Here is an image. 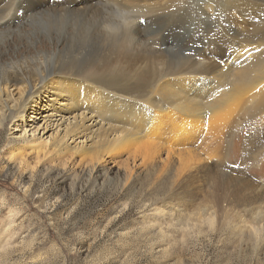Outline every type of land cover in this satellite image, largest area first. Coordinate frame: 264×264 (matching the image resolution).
<instances>
[{"label": "rangeland", "instance_id": "rangeland-1", "mask_svg": "<svg viewBox=\"0 0 264 264\" xmlns=\"http://www.w3.org/2000/svg\"><path fill=\"white\" fill-rule=\"evenodd\" d=\"M88 1L43 2L72 7ZM96 1L97 17L90 21L75 11L29 21L30 0H0V10L8 4L6 11L15 10L5 26H25L0 34V43L6 40L0 73L9 66L34 68L36 59L42 67H104L123 48L121 54L144 60L154 75L167 68L179 71L175 77L195 72L210 79L241 44L253 46L256 36L264 37V0H209L215 11L205 9L208 0H179L151 26L132 29L137 36L125 43L123 29V37L115 31L127 46L116 40V48L99 25L101 15L112 16L116 8ZM259 47L264 51V42ZM152 54L163 56L155 61ZM199 58L206 59L203 66ZM157 75L158 81L172 77ZM258 96L198 123L155 113L143 142L110 153L103 146L98 158L53 149L55 125L44 127L30 109L23 120L4 121L0 264H264V95Z\"/></svg>", "mask_w": 264, "mask_h": 264}, {"label": "bare ground", "instance_id": "bare-ground-1", "mask_svg": "<svg viewBox=\"0 0 264 264\" xmlns=\"http://www.w3.org/2000/svg\"><path fill=\"white\" fill-rule=\"evenodd\" d=\"M43 1L30 0L32 5L27 7V11L31 14L26 13V16L29 14L26 17L29 21L36 18L40 20L48 15L46 13L54 14L53 16L59 19L67 11H75V14L78 13V15H82L80 13L84 12L87 16H82L89 21L95 16L97 17L96 4L92 6L93 2H98L96 0L77 3L78 5L73 4L72 7H50ZM103 1L111 2L116 8L114 15L102 14L101 23L99 20V25L104 29L106 37L112 39L116 47L115 31L120 33L123 29L126 35L122 34V31L121 34L122 37L126 36L122 39L125 43L126 40L135 38L136 32L133 31L132 34V29L138 31L140 27L149 26L151 19L157 18L166 6L179 0H100V2ZM229 1L232 3L233 0ZM251 1L253 0H244L243 3ZM14 2L15 0L11 5H15L16 2L15 4ZM179 3L181 2L179 1ZM204 5L207 6L205 8L207 11H213V9L215 11L213 1L208 0ZM234 5L236 6V4ZM7 6L0 10V13L2 12L0 15V34L4 31L25 30V26L22 25L23 22H18L13 26L10 24L5 26L15 14L12 6H10L11 11L10 8L9 11H6ZM137 8H146L147 10L143 14H136ZM95 26L98 27V25ZM144 33L146 35V32ZM122 40L121 42L117 40L121 44L118 43L119 47L123 46ZM152 41L150 42L152 43ZM253 41L252 45L255 47L241 44L238 50L234 51L233 59L224 63L222 69L225 72L220 70L210 79L198 76L195 72V75H192L193 72L192 74L189 73L192 76H184L186 74L180 73L181 75L175 77L173 74L179 71L173 69L171 73H168L167 68H162L160 73L157 72L159 74H156L157 77L167 75L169 77L172 75V77L158 81L159 78H153L156 75L147 71L150 67H146L144 60L128 58L127 54H121L120 51L123 48L117 49V53L108 59V64H104L105 68L91 63L79 69L69 65L57 67V65L46 64L45 67H42L40 64L43 62H40L39 59L35 60L34 68L30 69L9 66L11 70H2L0 73V126L3 125L4 121L11 118L23 120L24 113L30 109V116L37 118L39 115V118L41 117L44 121V127L51 123L55 125L56 131L50 140L52 148L58 152L64 149L67 152L72 151L79 155L91 154L98 158L99 149L102 150L104 147H106L107 153L119 148H129L133 141L139 143L146 136L143 133L150 131V127L158 118L155 113L161 112V115L165 114L184 122L198 123L202 120L211 119V117L225 112L226 109L233 110L240 102L243 104L247 101L255 102L257 95H264V90L260 91L264 88V51L258 52L260 43L264 42V37L256 36ZM256 47L259 48L255 49ZM161 49H163L162 45ZM165 50L167 52V49ZM163 55L152 54V57L155 61H159V57ZM203 60L200 59L201 65ZM110 66L116 67L107 70ZM197 69L194 68V71ZM18 81L21 84L14 85ZM146 93L149 95L155 93V95L149 98L148 95L145 97ZM137 95L139 98L144 96L149 99L145 100L146 102H138ZM205 95L207 99H204ZM131 98L134 99L131 100ZM47 145V142L35 146L32 144V148L36 149Z\"/></svg>", "mask_w": 264, "mask_h": 264}]
</instances>
